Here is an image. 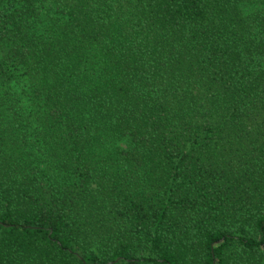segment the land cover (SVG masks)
I'll return each mask as SVG.
<instances>
[{
  "label": "trees",
  "instance_id": "obj_1",
  "mask_svg": "<svg viewBox=\"0 0 264 264\" xmlns=\"http://www.w3.org/2000/svg\"><path fill=\"white\" fill-rule=\"evenodd\" d=\"M0 264H264V0H0Z\"/></svg>",
  "mask_w": 264,
  "mask_h": 264
}]
</instances>
